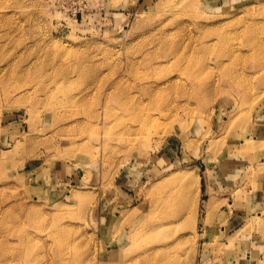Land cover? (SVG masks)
Instances as JSON below:
<instances>
[{"label":"rangeland","instance_id":"obj_1","mask_svg":"<svg viewBox=\"0 0 264 264\" xmlns=\"http://www.w3.org/2000/svg\"><path fill=\"white\" fill-rule=\"evenodd\" d=\"M0 264H264V0H0Z\"/></svg>","mask_w":264,"mask_h":264},{"label":"bare ground","instance_id":"obj_2","mask_svg":"<svg viewBox=\"0 0 264 264\" xmlns=\"http://www.w3.org/2000/svg\"><path fill=\"white\" fill-rule=\"evenodd\" d=\"M247 33L250 34V35L253 34V32H252L249 28H248V30H247ZM163 42H164V43H167V40L164 39ZM163 42L161 43V45L163 44ZM161 47H162V46H159V47L156 46V48H155V50L153 51V53H160V52H162V51H161ZM183 47H184V48H183L184 50L188 51V48H187V46H185V44H183ZM173 54H174V53H170V52L165 53V52H164V54L162 55V57L165 58V59H168V58H169L171 55H173ZM148 60H149V57H148ZM247 257H248V258H251V259L253 258L251 252L247 255Z\"/></svg>","mask_w":264,"mask_h":264},{"label":"crops","instance_id":"obj_3","mask_svg":"<svg viewBox=\"0 0 264 264\" xmlns=\"http://www.w3.org/2000/svg\"><path fill=\"white\" fill-rule=\"evenodd\" d=\"M248 258V257H247ZM249 259H251V258H249Z\"/></svg>","mask_w":264,"mask_h":264}]
</instances>
